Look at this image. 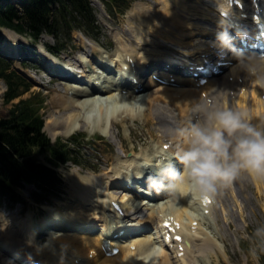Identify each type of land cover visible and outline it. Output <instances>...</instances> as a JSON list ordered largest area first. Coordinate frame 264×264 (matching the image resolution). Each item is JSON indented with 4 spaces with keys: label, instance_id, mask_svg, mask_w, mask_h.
<instances>
[{
    "label": "bare ground",
    "instance_id": "obj_1",
    "mask_svg": "<svg viewBox=\"0 0 264 264\" xmlns=\"http://www.w3.org/2000/svg\"><path fill=\"white\" fill-rule=\"evenodd\" d=\"M133 13L136 14V17H132L131 15L128 25L132 23V19H137L139 17L140 12L138 4L134 5L132 14ZM141 18L142 20H140V22L144 24V29L139 33L137 41L131 30L127 29V27H124L121 31L115 32V36L118 41V47L125 56L133 55L139 64L145 65L148 62L168 58L170 56H172V61H175L173 57H176V55H184L179 51L168 49L169 44L179 45L182 52H187L185 50H189L191 47L192 51L188 53L192 54V57H198L203 46L209 45V42H212L211 39L213 38L215 31H217V28L214 29V27L220 26L218 21L221 19V15L216 6V0H166L161 8L158 7L155 11L143 14ZM156 21L159 23H155ZM149 23L153 24L151 31H149L147 27ZM6 32L13 36L12 39L17 40V34L8 30ZM141 39L143 42L139 43ZM87 46H89V44ZM83 47L85 48L84 43L82 44V49ZM90 47L92 48V46ZM206 49L208 51L210 50L208 47ZM184 56L187 57L186 55ZM231 56L235 57L233 52H231ZM187 59L189 58L187 57ZM236 64L227 70L228 75L234 76L232 81L229 80V76L222 77V75L220 76V79H211L209 83L202 87L195 86L194 80L183 75H174L177 77V80L182 81L179 86L174 88L167 85H156L155 81L149 78L145 84L147 87L146 93H135L134 90L131 89L129 94L124 93L123 95H119L117 91L118 94L116 95V92L114 93L112 92V89H110L104 94H100L102 96L100 97V95H90L88 89L80 90L77 88L75 90L76 92L73 95H70L68 93L69 87L66 86L65 92H55L52 96L51 102L56 109L53 110V116L47 122L46 128L50 129L51 135L56 136L58 134H69L76 128L78 122L80 125H84L85 122L88 123V121L90 122V119L88 120L81 117L85 102H87L86 110L89 106L95 105L98 106L101 112L105 109H110V107H113L112 110L115 111L119 108L117 106L123 104H118L119 102H124L125 104L127 102V107L121 110L128 111L132 119H137L141 111L133 113L132 109L136 106V103L138 102L137 100H139L138 97L144 94L141 98L147 100L148 104L146 109L149 112H156L157 115L165 112L169 115L168 119L156 118L158 129L162 131L158 138L160 146H163L168 142H173V146L176 147L179 142L170 134L171 129L165 128L164 123L172 125L173 128L186 124L191 117L190 109L192 105L204 94L208 95L213 91L224 90L227 92V99L232 100L237 98L239 106L250 109V112L254 116L256 114L264 115V102L260 99V91L263 90V86H260L258 83H252L251 78L243 70L234 71L233 69ZM241 77L244 79V83L239 82ZM245 80H250V82L247 83ZM242 86L245 88L240 90V87ZM232 90L234 91L233 93L231 92ZM249 91H251L250 98L248 97ZM78 97L86 98L77 99ZM249 99H251L250 102L248 101ZM122 106H124V104ZM145 112L146 111H144V113ZM114 119L112 120L114 121ZM113 121L107 126H101L109 127V130L104 131L108 136H113L114 134ZM115 121L118 123L119 119L116 118ZM121 145L123 151H126L123 148L125 146L123 141L121 142ZM157 151L164 152V149L158 147ZM130 161H134V159H121L119 165H115L109 172H103L89 177L88 186H83L79 189V197L81 198L79 203L81 208H79V210H74V212H65V215H68V218L69 215H72L73 217L75 216L81 219V222L79 223L81 224L80 228L79 225H76L78 230L74 232L63 231L61 232V235L59 233L54 236V239L67 243L63 246L64 248H71L72 252H79L82 256L88 254V261H86L85 264H134L135 259L139 255L143 253L150 254L151 247L155 245L154 241L150 240V235L147 237L135 238L134 241L138 244L135 258L131 257L132 252L129 249V244H124L123 250L119 254L108 257L101 254L99 238L95 234L89 232L91 230L90 228L89 230L85 228V226L89 225L96 217L98 209L102 210L104 205L110 206L111 197L123 201L124 206L129 212H149L151 208H153V210L155 209L154 203H148L147 205V203H143L146 200L142 201L141 198L137 201L126 200L128 196L127 193L118 190L117 184L120 182L119 179L126 176L128 172L131 175L128 168ZM245 171L246 170H242L239 175L243 174ZM249 174L252 178L260 175V173L252 174L248 172V176ZM133 175H135V172ZM88 189L94 191L93 194L96 198L92 199L93 194H91ZM187 191L188 187L185 189L182 197L176 194L175 198H168L165 203L159 206L160 211L165 212L168 210L181 219H191L193 215L190 211V206L200 208L202 202L200 200L196 201L194 194ZM118 192L120 193L117 194ZM100 194L105 197L100 196ZM96 201H98L97 204H95ZM58 215L64 216V214L60 212ZM149 216H151V214H149ZM56 221L58 223H65V218L54 217L51 222ZM70 222H73V220H70ZM36 232L37 227L35 228V224L33 225L30 218H18L6 229H0V244L7 248L13 255H16V252H19L18 249L26 252V248L33 247L34 245H26L25 240L29 235L35 234ZM9 239L13 242L8 243L7 240ZM22 245L24 246L23 248ZM57 249L59 250L61 247H57ZM147 250L148 252H146ZM91 252H94L92 258ZM0 255H2L1 264H18L16 260L10 258L8 255L2 252H0ZM151 264H174V262L170 255L162 249L155 253V257L151 261Z\"/></svg>",
    "mask_w": 264,
    "mask_h": 264
},
{
    "label": "clouds",
    "instance_id": "obj_2",
    "mask_svg": "<svg viewBox=\"0 0 264 264\" xmlns=\"http://www.w3.org/2000/svg\"><path fill=\"white\" fill-rule=\"evenodd\" d=\"M232 5L233 0H216L221 13L218 23L222 26L218 43L222 48L232 49L237 58L234 71L243 70L252 83L264 86V51H245L231 44L232 36L228 30L231 22L227 17L232 13ZM151 9L143 8L139 17L132 19L127 26L136 41L144 29L140 18ZM131 15L136 17L134 13ZM147 27L151 31L153 24L149 23ZM142 42L141 39L139 43ZM226 97L224 90L201 96L192 105L187 123L170 130V134L179 141L174 155L181 167L159 154L143 158L141 169L153 165L157 169L156 174L148 176L149 191H167L169 199H173L177 192L183 194L181 186L187 178L194 194L206 196L219 187L231 184L242 170L252 174L264 173V115L254 116L249 109L230 104ZM141 169L137 170V175L144 174ZM0 217V229H6L11 224V218L4 211H0ZM256 231L264 232V228H257ZM25 244L34 245L36 253H40L47 242L38 243L35 234H31ZM27 255L32 258L33 253L29 251Z\"/></svg>",
    "mask_w": 264,
    "mask_h": 264
},
{
    "label": "rangeland",
    "instance_id": "obj_3",
    "mask_svg": "<svg viewBox=\"0 0 264 264\" xmlns=\"http://www.w3.org/2000/svg\"><path fill=\"white\" fill-rule=\"evenodd\" d=\"M142 1V0H141ZM144 1H146V2H148V3H150L151 5H154L155 3H157V0H144ZM163 1V4L160 6V8L164 5V2H166V0H162ZM142 10V8L140 9L139 8V11H141ZM126 16H129V12L128 11H126V13H124V14H122V15H119L118 16V18H116V19H114V18H111V17H109L108 16V13L107 12H102V11H100V16L98 15V17H99V21H100V23L101 24H103V29H104V32H105V34L102 36V37H105V38H107L108 39V35H110V36H113V31H115V30H118L117 29V27H116V25H119V23H120V25H122V24H124V23H126ZM130 19V18H129ZM112 23H115V24H112ZM129 23V22H128ZM84 35H86V34H84V33H82V31H78V30H75L74 32H73V37H74V42L75 41H77V42H79L80 43V41H82V40H84L85 39V36ZM6 36L8 37V38H12L13 36L11 35V34H9L8 32H6ZM64 38H67V37H64ZM69 39V38H68ZM44 40L46 41V42H51L52 41V39L50 38V37H45L44 38ZM67 40V39H66ZM65 41V40H64ZM29 42V41H28ZM117 43H118V41H117ZM82 45V44H81ZM30 48H32V46H29L28 47V49L30 50ZM40 48V47H39ZM38 48V49H39ZM82 48V47H81ZM13 61L15 62V66H19V67H21L20 66V62L18 61V60H15V59H13ZM46 79H48V78H46ZM33 90H37L36 88H32ZM42 90H44V91H46L45 89H42ZM5 91H6V83L4 82V80H2V79H0V118L1 117H3V116H5V115H7L8 114V111H9V109H10V107L13 105V102H16L17 101V99H15V100H13L12 102H6L5 101V98H4V94H5ZM31 92H29L28 94L26 93L25 94V96H27V95H29ZM50 94H52V93H50ZM49 94V95H50ZM84 98H86V97H84ZM51 101H52V99H51ZM85 105L83 106V108H84V110H85V108H86V104H87V102H85L84 103ZM126 104H127V102H126ZM123 105V104H122ZM122 105H120L119 106V108L120 107H122ZM136 106H137V103H136ZM135 106V107H136ZM94 107H98V106H95V105H93V106H89V108L88 109H92V108H94ZM135 107L132 109L133 111H134V109H135ZM83 110V111H84ZM107 110H109V109H107ZM45 111H46V114L49 116L50 115V113L52 112V106H51V104H50V102H49V104H48V106H47V108H45ZM95 112L97 113V115L96 114H93V116L92 117H94V116H99V114L100 115H102V113H101V110L99 109V108H96V110H95ZM103 112V111H102ZM52 116H53V113H52V115L50 116V118L48 119V121L52 118ZM140 116V115H139ZM139 118V117H138ZM86 121V120H85ZM113 121V120H112ZM92 121H88V123H86L85 122V124H90ZM114 125L117 123L116 121H115V119H114ZM120 122V121H119ZM119 122L116 124V125H118L119 124ZM108 125V123H106L105 124V126H107ZM123 128L125 129V126H123ZM91 129H93V128H90V130H88L87 129V132H91ZM48 130H49V132H48ZM46 129V132H48V134L50 133V129ZM118 130V129H117ZM96 131V130H95ZM124 132V131H123ZM125 132L127 133L128 132V129L126 130L125 129ZM50 136H53V135H51V134H49ZM57 136V135H56ZM94 136H96L95 137V139L94 140H91V141H94V143H91V145L93 146V148L95 149H97V148H99V147H101L102 145H104V144H102L103 143V141L104 140H100V139H98V137H97V135H94ZM53 137H55V136H53ZM129 138V137H128ZM139 140V139H138ZM140 141V140H139ZM150 141V140H149ZM123 142L125 143V146L123 147L124 148V150H128L129 149V146H128V144H127V141L125 140V139H123ZM96 143H98V144H96ZM149 143V142H148ZM110 144H112V143H110ZM129 145L130 146H132L133 145V143H129ZM122 146V145H121ZM122 148V147H121ZM117 150H118V152H120V150H119V148H117ZM123 150V149H122ZM126 151H124V152H126ZM96 155H99V154H96ZM90 161V160H89ZM90 163H95V166H100L102 163H103V157H98V158H95L94 157V160H92ZM71 168H73V165H67V167H65V168H62V169H60V174L62 175V177L64 178V182H65V186L64 187H66V191H65V193H63V195H61V196H63V198H67V201H66V204H76V200H75V197H72V196H70L69 195V192L67 191V189H71L72 188V183H73V185H74V187L76 188L75 189V192L79 195V189H80V187H83V186H85V187H87L88 186V184H89V177H92V176H94V175H97V174H93V175H91V176H81V175H79L78 173H77V169H73V173H72V169ZM75 168V167H74ZM111 169L109 168V169H107V170H105L104 172H109ZM88 171H82V174H86ZM91 172H93V171H91ZM70 173H72V177L74 178H72V177H70ZM88 175L90 174L89 172L87 173ZM82 178V179H81ZM73 179V180H72ZM72 182V183H71ZM77 184H78V186H77ZM63 187V188H64ZM24 194L25 195H27V190L25 189L24 191ZM60 196H58V198H59ZM63 202V201H61V200H58V199H54V201H53V204L55 205H57V206H59V203H57V202ZM80 202V201H79ZM63 203H65V202H63ZM16 205H19V207H21V209H22V211H26L27 213L28 212H33L34 213V218L35 219H38V216H39V214H41V212H43L42 211V207H39L38 205H37V203L36 202H34V201H32V200H29L28 202H22V201H20L18 204H16ZM24 207H26V208H24ZM55 207V206H54ZM58 212H60L59 210H58ZM74 212V211H73ZM66 213H68V212H66ZM40 217V216H39ZM234 228L236 229L237 228V226L235 225L234 226ZM237 231V230H236ZM242 232V229H240L239 228V231H238V235L240 234ZM159 252V251H158ZM154 257H155V254L153 255V257H152V260L154 259ZM254 261L258 264V261L256 260V259H254Z\"/></svg>",
    "mask_w": 264,
    "mask_h": 264
},
{
    "label": "trees",
    "instance_id": "obj_4",
    "mask_svg": "<svg viewBox=\"0 0 264 264\" xmlns=\"http://www.w3.org/2000/svg\"><path fill=\"white\" fill-rule=\"evenodd\" d=\"M33 6L32 7H26V11L24 10V13H20L17 9L14 7H7L5 9H0V23L9 24L14 27H17L18 29L25 30L29 29L32 31H38L42 25H52L48 21L50 17L55 16L56 19H62L64 21H69V18L67 14L70 12L69 7L71 5L68 4L66 0H60L62 2V7L53 15L51 13V10L49 8V4L53 0H32ZM75 4L77 8H81L83 6V3L85 0H71ZM74 6V7H75ZM17 20L18 22L14 23L13 20ZM5 68L6 65L0 61V74H4L9 83L11 82L13 75L12 74H5ZM11 90H13V86L10 84ZM11 97H14V95H11ZM19 114H22L21 117H23V121H27V118L23 114L22 109H19ZM29 121H27V126ZM42 121L37 120L36 122H32L27 127H25V132L20 134H12L9 133L10 139L15 143L16 149L24 146L25 143V137L35 139V135H31V132L33 130L39 131V127L41 125ZM1 129V128H0ZM37 136L40 138V134L37 133ZM12 146V147H13ZM14 148V147H13Z\"/></svg>",
    "mask_w": 264,
    "mask_h": 264
},
{
    "label": "snow or ice",
    "instance_id": "obj_5",
    "mask_svg": "<svg viewBox=\"0 0 264 264\" xmlns=\"http://www.w3.org/2000/svg\"><path fill=\"white\" fill-rule=\"evenodd\" d=\"M208 201H209V198L205 197V202L207 203ZM165 223L167 226H169V227L171 226V221H166ZM178 239H179V237H178Z\"/></svg>",
    "mask_w": 264,
    "mask_h": 264
}]
</instances>
